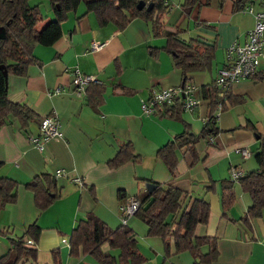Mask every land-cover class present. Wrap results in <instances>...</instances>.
<instances>
[{"label":"crops","instance_id":"1","mask_svg":"<svg viewBox=\"0 0 264 264\" xmlns=\"http://www.w3.org/2000/svg\"><path fill=\"white\" fill-rule=\"evenodd\" d=\"M170 1L161 19L163 27L180 30L183 41L199 39L215 47L210 69L187 75L185 82L193 85L199 103L190 112L181 110V119L142 108L151 89L177 87L184 81L172 54L165 50L166 37L154 35L150 22L143 18H134L123 28L112 22L100 24L93 12L84 14L85 7L79 4L62 20V35L56 42L34 46L36 61L25 74H8L9 101L27 104L35 119L22 129L17 118L8 116L0 126V177L18 184L16 201L0 211V264L13 263L10 238L25 237L33 240L32 253L16 264H98L90 254L70 253L71 233L87 214L112 229L122 224L133 229L145 257L141 264H195L198 258L190 251L176 252L174 241L168 239L166 253L161 237L148 235V226L134 214H124L125 201L149 195L145 185L151 181L172 184L209 205L208 221L198 224L194 235L209 237L217 253L199 264H264V208L244 221L251 198L230 177L232 167L241 169L243 175L258 168L256 153L264 142V63L256 75L231 83L223 97L217 93L214 108L202 97V88L215 83L226 48L245 40L254 15L247 9L234 11L235 0H210L194 6L189 15L182 11V0ZM260 2L247 4L260 9ZM92 41L104 44L91 49ZM75 69L99 80L81 96L72 85ZM218 104L222 107L214 116L217 133L195 144V161L179 150L175 173L170 176L156 155L158 148L186 125L198 135ZM48 115L58 121L59 134L39 138L40 122ZM33 137L39 138V145L31 141ZM125 143L132 145L136 158L113 166L111 160ZM241 147L249 150L248 157L236 152ZM57 170L64 174L56 177ZM41 174L55 179L53 193H49L53 200L43 210L24 186ZM229 180L235 198L225 208L222 183ZM30 228L38 233L36 240ZM209 248L210 243L201 247L204 253ZM101 249L114 257L119 254L107 243Z\"/></svg>","mask_w":264,"mask_h":264},{"label":"trees","instance_id":"2","mask_svg":"<svg viewBox=\"0 0 264 264\" xmlns=\"http://www.w3.org/2000/svg\"><path fill=\"white\" fill-rule=\"evenodd\" d=\"M30 0H0V126L8 116L18 119L22 129L35 119L34 111L25 103H13L8 99L7 84L3 70L8 74L23 75L29 64L36 61L33 48L37 44L52 45L62 35L61 22L69 13H74L80 3L84 4L85 13L93 12L100 22H112L117 27H125L134 18H143L150 22L154 35L164 34L166 37L165 50L172 54L174 65L180 70L186 83L189 73L208 70L214 60L215 47L199 39L188 42L181 39L178 29L169 31L163 27L161 19L169 8V0H144L152 3L150 10L138 9L140 0H47L53 13L45 24L39 27L45 19L38 4H30ZM210 0H183L181 7L185 15H189L196 5L208 4ZM250 0H235L234 11L247 9ZM219 89L215 83L202 88V97L208 98L212 108L217 105ZM182 98H177L172 105L158 107L157 115L181 119ZM214 117L204 123L202 131L196 135L188 126L182 133L177 134L163 146L158 148L156 155L166 165L170 176L173 177L178 164L177 152H188L195 161L198 157L195 144L202 138L216 134ZM136 154L129 143L120 146L116 156L111 160L113 166H119L127 160L135 159ZM258 168L243 175L239 182L242 189L251 198L247 214L242 219L257 216L264 208V142L260 143L256 153ZM152 182V181H151ZM222 206L228 207L235 198L232 181L222 183ZM16 181L0 177V211L6 204L17 199ZM55 179L52 175L41 174L34 177L24 186L35 195V201L40 210L45 209L53 200L49 193H53ZM209 205L203 199H191L188 193L169 183H156L155 188L139 200V206L134 215L148 226V235L159 236L163 239L166 253L169 251L168 239H172L175 251L188 250L198 258L195 264L206 263L215 257L217 248L209 237L195 236L194 230L198 224L208 221ZM29 232V231H28ZM36 240L37 232L32 231ZM29 238H10L13 250V263L31 252V246L26 244ZM107 243L112 249H118L119 254L114 257L104 252L101 246ZM210 243L207 252H202V245ZM32 253V252H31ZM70 253L78 255L86 253L92 255L98 264H141L145 257L140 253L136 234L129 226L109 228L103 221L92 214H87L80 220L70 236ZM7 256V255H6Z\"/></svg>","mask_w":264,"mask_h":264},{"label":"built area","instance_id":"3","mask_svg":"<svg viewBox=\"0 0 264 264\" xmlns=\"http://www.w3.org/2000/svg\"><path fill=\"white\" fill-rule=\"evenodd\" d=\"M260 5V9H254L252 6L247 7V10L254 15V25L248 31L245 40L242 43L234 42L226 48L224 64L219 69L215 78V85L219 89L220 97L224 96V90L231 83L256 75L261 64L264 63V0H261ZM103 44V42L92 41L90 48L100 49ZM98 82L99 80L95 75L83 74L78 69L74 70L72 85L76 95L81 96L90 84ZM193 92L194 87L189 83H184L182 86L177 87L151 89L149 101L147 103L143 102L142 108L147 113H153L158 107L172 105L177 98L181 97L182 110L190 112L199 103V100L194 97ZM221 107L222 105L218 104L212 113L213 117L218 115L216 112ZM58 126V121L53 116L48 115L44 117L40 122L39 138L46 139L59 134ZM39 138L33 137L31 141L39 145L41 142ZM235 150L244 158L250 154L246 147L236 148ZM62 174H64L63 171L57 170L55 176L60 177ZM242 176L243 172L241 169L234 167L230 169V177L233 181H239ZM74 180L79 183L82 181L79 178H74ZM138 206L139 201L137 199L128 198L122 210L126 216H129L135 213ZM26 244L32 246L33 240L28 239Z\"/></svg>","mask_w":264,"mask_h":264},{"label":"rangeland","instance_id":"4","mask_svg":"<svg viewBox=\"0 0 264 264\" xmlns=\"http://www.w3.org/2000/svg\"><path fill=\"white\" fill-rule=\"evenodd\" d=\"M30 2V4H38V6H39V10H40V12H41V14H42V16L45 18V19H43L41 22H40V24H39V27H41L43 24H45V22H47L48 20H49V18H52V16H53V13H52V10L50 9V5H49V3H48V1L47 0H30L29 1ZM172 4H174V3H176L177 2V0H171L170 1ZM182 2H183V0H182ZM81 6H84V4L83 3H80V5H79V8L81 7ZM136 217V216H135ZM137 218V217H136ZM138 219V218H137ZM141 221V220H140Z\"/></svg>","mask_w":264,"mask_h":264},{"label":"water","instance_id":"5","mask_svg":"<svg viewBox=\"0 0 264 264\" xmlns=\"http://www.w3.org/2000/svg\"><path fill=\"white\" fill-rule=\"evenodd\" d=\"M152 7V3H146L144 0H140L138 3H137V8L138 9H146V10H150V8ZM3 27L1 26L0 27V35L2 34L3 32ZM3 75L5 77V81H6V84H7V78H8V73L6 70H3ZM183 85V83L181 84V86ZM156 184L153 183V182H148L146 183L145 187H146V190L148 191V193L152 192V190L155 188Z\"/></svg>","mask_w":264,"mask_h":264}]
</instances>
